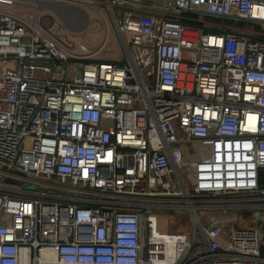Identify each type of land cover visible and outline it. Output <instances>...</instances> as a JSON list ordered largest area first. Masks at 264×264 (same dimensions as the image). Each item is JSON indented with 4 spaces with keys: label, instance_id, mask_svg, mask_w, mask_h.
<instances>
[{
    "label": "built area",
    "instance_id": "obj_1",
    "mask_svg": "<svg viewBox=\"0 0 264 264\" xmlns=\"http://www.w3.org/2000/svg\"><path fill=\"white\" fill-rule=\"evenodd\" d=\"M263 169L264 0H0V264H264Z\"/></svg>",
    "mask_w": 264,
    "mask_h": 264
},
{
    "label": "rangeland",
    "instance_id": "obj_2",
    "mask_svg": "<svg viewBox=\"0 0 264 264\" xmlns=\"http://www.w3.org/2000/svg\"><path fill=\"white\" fill-rule=\"evenodd\" d=\"M87 16L91 24L88 29L89 33L87 32L86 35L87 39L84 40L86 46L91 47L93 42L97 43L99 41V37L101 35L98 32L100 31V28L102 29V27L104 26V28L107 30V38H106L105 46L97 54V58H101L103 60H115V61L123 60L125 52L123 50L121 41L117 36L111 18L109 17L107 12L102 10V19H100V17L92 11H88ZM244 24L250 25L249 22H244ZM230 211L236 214L238 210H230ZM256 222L258 225H260L261 219L259 217L256 218ZM165 229H166L165 216H158V231L164 233L166 231Z\"/></svg>",
    "mask_w": 264,
    "mask_h": 264
},
{
    "label": "water",
    "instance_id": "obj_3",
    "mask_svg": "<svg viewBox=\"0 0 264 264\" xmlns=\"http://www.w3.org/2000/svg\"><path fill=\"white\" fill-rule=\"evenodd\" d=\"M188 12L196 14V15H202V16H209V17H214L215 16L213 13H210V12H208L206 10H194V9H191ZM225 17H233V16H225ZM236 18H238L240 20L248 21V22H255L254 20L248 19V18H241V17H236ZM201 28H202L203 32H205V33L206 32H217V30H215L212 27L201 26Z\"/></svg>",
    "mask_w": 264,
    "mask_h": 264
},
{
    "label": "trees",
    "instance_id": "obj_4",
    "mask_svg": "<svg viewBox=\"0 0 264 264\" xmlns=\"http://www.w3.org/2000/svg\"><path fill=\"white\" fill-rule=\"evenodd\" d=\"M203 20L221 21L222 19L209 17V16H203ZM259 185L264 187V169L259 172Z\"/></svg>",
    "mask_w": 264,
    "mask_h": 264
}]
</instances>
